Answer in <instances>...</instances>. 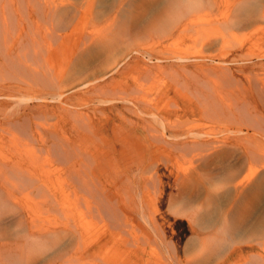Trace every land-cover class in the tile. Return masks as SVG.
I'll list each match as a JSON object with an SVG mask.
<instances>
[{
  "label": "bare ground",
  "instance_id": "bare-ground-1",
  "mask_svg": "<svg viewBox=\"0 0 264 264\" xmlns=\"http://www.w3.org/2000/svg\"><path fill=\"white\" fill-rule=\"evenodd\" d=\"M246 28L264 0H0V264H264V131L229 127H261L264 55L215 49Z\"/></svg>",
  "mask_w": 264,
  "mask_h": 264
},
{
  "label": "rangeland",
  "instance_id": "rangeland-1",
  "mask_svg": "<svg viewBox=\"0 0 264 264\" xmlns=\"http://www.w3.org/2000/svg\"><path fill=\"white\" fill-rule=\"evenodd\" d=\"M218 35V32L214 31L212 32H206V31H202V30H198V31H193L190 35L189 38L187 39H180L178 41L175 42L174 46L171 47V49L173 50L174 53L177 54H182L184 56H201L202 54H209L211 50H208V47L206 46L205 42L207 41V39L209 38H213L216 37ZM215 49H218L217 52L223 53V54H230L232 58L233 55H245V57L247 58H253L255 59V61H258L260 58H256V56H262L264 55V41L262 40V31L257 30V29H250V28H246V29H237V31L235 30V33H226L225 34V38L219 43V45L215 46ZM213 50V49H212ZM216 53V52H215ZM244 56L241 57L245 58ZM262 63H264V60L262 61ZM260 72L262 73L263 71ZM119 72H116L113 77L111 79L114 78L115 82L114 86L116 87V92H119V88L120 85L123 84L124 82H128L127 79L123 80L124 78L120 79V76H118ZM129 78H133L134 74L131 73V75H129ZM111 77V76H110ZM110 80V78H107ZM167 80V76L164 75H156L152 80H150L149 82H144V81H140L141 84L144 85V90L148 93H153L155 92V90L160 86V82ZM178 119V118H177ZM186 118H180V121L184 122ZM173 120L175 121V118H173ZM179 120V119H178ZM263 120V122H262ZM261 120V127L260 128H256L258 130H256L253 127H249L246 125H244V123H241V121L237 122V123H230L229 127L230 128H236L237 126H241L243 125V129L246 131H249L248 133L251 136H247V137H251L248 139V141H246L243 143H255L257 142V140L259 139L258 136L255 135V132H263V124H264V118ZM240 123V124H239ZM248 124V123H247ZM193 126L194 123L192 124ZM192 125H188L187 127H192ZM249 125V124H248ZM112 123L109 125V127L106 128V130H108V132H105L106 135L111 133V129H112ZM126 126H124V123L120 121V119L116 116V134L118 136H120V133H125V128ZM197 127V128H196ZM194 127L196 129V131L198 132H204L208 135H211L212 137H222L228 134L225 133V131L223 129H220L218 127H200V126H196ZM253 130V131H252ZM256 130V131H255ZM264 133V132H263ZM246 134H244L245 137ZM117 138V136H116ZM262 140V142L264 143V138L260 139ZM117 143L120 142H116L114 143V147L110 146V149H115L119 150L120 147H117ZM116 145V146H115ZM106 149H109L107 147H105ZM116 156H119V154H116ZM129 161V160H128ZM127 163H124V166H120L117 165V167H119L120 169H125L128 170L131 167V162L129 161ZM65 203V202H64ZM66 206H70L69 201L65 203ZM183 221V220H182ZM180 221V222H182ZM182 223L185 222L183 221ZM175 231L179 232L180 228L178 226L174 227Z\"/></svg>",
  "mask_w": 264,
  "mask_h": 264
}]
</instances>
